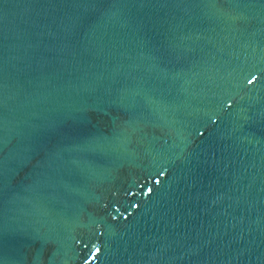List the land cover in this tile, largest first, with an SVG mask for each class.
Returning a JSON list of instances; mask_svg holds the SVG:
<instances>
[{
    "label": "water",
    "instance_id": "water-1",
    "mask_svg": "<svg viewBox=\"0 0 264 264\" xmlns=\"http://www.w3.org/2000/svg\"><path fill=\"white\" fill-rule=\"evenodd\" d=\"M0 264H264V0H0Z\"/></svg>",
    "mask_w": 264,
    "mask_h": 264
},
{
    "label": "snow or ice",
    "instance_id": "snow-or-ice-1",
    "mask_svg": "<svg viewBox=\"0 0 264 264\" xmlns=\"http://www.w3.org/2000/svg\"><path fill=\"white\" fill-rule=\"evenodd\" d=\"M150 191V190H149Z\"/></svg>",
    "mask_w": 264,
    "mask_h": 264
}]
</instances>
